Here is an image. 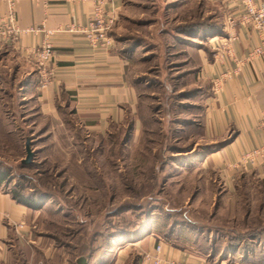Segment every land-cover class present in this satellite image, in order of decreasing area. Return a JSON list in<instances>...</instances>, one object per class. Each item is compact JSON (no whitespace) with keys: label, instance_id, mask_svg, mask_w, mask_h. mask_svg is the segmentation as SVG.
<instances>
[{"label":"rangeland","instance_id":"1","mask_svg":"<svg viewBox=\"0 0 264 264\" xmlns=\"http://www.w3.org/2000/svg\"><path fill=\"white\" fill-rule=\"evenodd\" d=\"M222 6L217 0H123L109 36L138 91L136 115L105 137L85 134L75 144L60 136L57 156L69 164L65 178L19 179L9 172L6 185L39 208L29 217L33 236L22 234V240L35 236L61 245L58 257L68 261L77 254L90 256L89 264H145L146 253L168 244L173 232L185 247L194 239L189 219L239 231L264 227V178L242 175L230 190L218 169L202 166L214 155H208L212 145L198 143L186 126L204 115L212 93L199 72L228 34ZM0 117L6 120L5 113ZM29 133L0 136L5 170L25 159L27 139L35 155L45 144L38 128ZM223 249L218 259L244 256ZM12 256L10 264L60 263L55 256L32 257L27 246L17 245Z\"/></svg>","mask_w":264,"mask_h":264},{"label":"crops","instance_id":"2","mask_svg":"<svg viewBox=\"0 0 264 264\" xmlns=\"http://www.w3.org/2000/svg\"><path fill=\"white\" fill-rule=\"evenodd\" d=\"M217 1L223 5L226 23L229 16L242 11L238 0ZM122 3L123 0H107L105 15L115 17ZM94 7V0H18L16 10L21 28L45 24L55 30L72 23L87 25ZM7 10L6 0H0V16ZM41 40V34H33L24 36L17 45L0 41V114H6L11 136L18 132L30 134L34 128L45 136L51 149L46 144L39 147V162L48 159L47 151L61 152L58 138L62 135L76 144L85 134L105 137L125 128L139 104L126 60L113 46L92 47L80 33L55 37V57L50 67L54 78L41 89L39 68L25 53L26 48L38 46ZM259 44L260 38L252 27L238 25L222 37L217 53L204 59L199 72L200 78L212 85V93L205 102L204 135L197 142L212 145L207 148L208 155H214L202 166L218 169L221 177L228 180L230 190L236 188L242 175L264 178V156L245 167L240 165L243 154L264 145V56L247 59L249 51ZM134 122L138 131L140 120L135 118ZM29 215L27 208L17 204L10 193L0 190V264H10L17 245L27 246L32 257L56 256L57 247L48 241L35 236L28 242L21 239L22 234L33 236ZM153 240L148 244L151 250ZM193 247L190 242L186 249L166 244L163 255L185 264H245L235 257L208 259L190 252Z\"/></svg>","mask_w":264,"mask_h":264},{"label":"built area","instance_id":"3","mask_svg":"<svg viewBox=\"0 0 264 264\" xmlns=\"http://www.w3.org/2000/svg\"><path fill=\"white\" fill-rule=\"evenodd\" d=\"M17 1L6 0L8 5L7 13L0 16V41L17 45L26 35L41 34V43L36 47L25 49L27 58L31 59L40 71L41 89L49 86L54 78V72L50 69L54 57L55 46L54 39L59 35L83 34L92 47L110 48L112 40L109 33L115 25L114 16H106L104 6L107 0H94L95 7L89 22L85 26L78 24H69L55 30L48 29L45 24L39 27L21 28L18 24ZM85 1V0H80ZM242 5V11L239 15L229 16L227 18L228 31L233 30L238 25L252 27L260 38V44L249 51L247 59L254 60L264 56V2L256 3L255 0H238ZM232 39V37H231ZM230 43V42H229ZM228 43V44H229ZM227 43L225 44V47ZM264 156V145L260 148L246 152L242 155L240 165L247 166L254 159ZM145 264H185L182 262L169 260L163 255V246L158 244L153 251L144 256Z\"/></svg>","mask_w":264,"mask_h":264},{"label":"trees","instance_id":"4","mask_svg":"<svg viewBox=\"0 0 264 264\" xmlns=\"http://www.w3.org/2000/svg\"><path fill=\"white\" fill-rule=\"evenodd\" d=\"M222 31L223 30L218 32H220L222 35L223 34ZM203 119H204V115L202 114L200 115L199 119H195L194 122L192 121V123H186L187 128L189 129L191 128L190 131L195 132L194 134H197L198 137L204 135ZM3 135H5L8 139L12 137L11 135L8 134L6 120L0 117V136ZM45 144L47 145L48 149H51V144H49L48 142H45ZM39 154L40 152H38L37 155H34L31 164L25 165L23 164L22 161H19V163H16L15 165H13V167H11L12 168L11 170L10 169L5 170L4 168L6 166L2 164V160H0V190L10 193L17 204L26 207L30 214L29 217L35 215L36 212L39 210V208L33 202L29 201V199L18 194V191H16V189L14 188L10 189L9 186L6 185V180L10 179L12 176L9 175V172L12 174L16 172L19 176V179L65 178V176L69 173L68 170H66V168H69V164H64L66 162H64V159L62 157L57 156L56 152L47 151L45 155L48 157V159L42 158L40 162L37 161L36 159ZM73 167H75V165ZM61 168H65V169L63 170ZM58 169H60L61 171L60 170L58 171ZM30 170H34L32 171L34 173L33 177H29L30 175L26 173L27 171ZM14 178H16V175L14 176ZM186 222L193 224V226L189 227L190 229H188V232L194 236V239L192 241L186 239V244L190 242L194 245L193 249L189 250L190 252L193 251L208 259H217L222 254V248H225L223 249L224 252L233 255L234 254L236 255L237 253H242L244 256L243 257L240 256L241 257L240 260L245 264H264V241L261 238L264 235V227L262 225L256 228L244 229V231H239L232 227L211 228L210 226L211 223H213L212 221L209 223V225L207 224L206 226L205 225L199 226L198 224L195 225L196 222L190 219L189 221L186 220ZM144 228L143 229L146 230L147 227ZM174 234H175L174 232L171 234L172 239L168 241V244H172L186 249L184 244H181L180 242L174 240L173 238ZM223 240H224V245L220 247V250H216L215 249L216 245H218V243H221ZM60 248L61 245L60 247H57L56 256L54 258L56 263L58 262V259H60L59 264H65V263L89 264L88 262L89 259L91 258L90 256L85 258L76 254L74 260L70 259L69 261L66 259L59 258L58 253H61ZM93 248H94V241H92L90 244V250L93 251Z\"/></svg>","mask_w":264,"mask_h":264},{"label":"water","instance_id":"5","mask_svg":"<svg viewBox=\"0 0 264 264\" xmlns=\"http://www.w3.org/2000/svg\"><path fill=\"white\" fill-rule=\"evenodd\" d=\"M25 150H26V157L22 162L25 165H29L32 163L34 155H35L31 148V143L29 139L26 140Z\"/></svg>","mask_w":264,"mask_h":264},{"label":"bare ground","instance_id":"6","mask_svg":"<svg viewBox=\"0 0 264 264\" xmlns=\"http://www.w3.org/2000/svg\"><path fill=\"white\" fill-rule=\"evenodd\" d=\"M214 41H216V40H214Z\"/></svg>","mask_w":264,"mask_h":264}]
</instances>
